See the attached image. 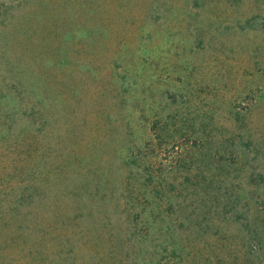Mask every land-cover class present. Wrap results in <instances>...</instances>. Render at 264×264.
I'll return each instance as SVG.
<instances>
[{
	"label": "rangeland",
	"instance_id": "1",
	"mask_svg": "<svg viewBox=\"0 0 264 264\" xmlns=\"http://www.w3.org/2000/svg\"><path fill=\"white\" fill-rule=\"evenodd\" d=\"M0 264H264V0H0Z\"/></svg>",
	"mask_w": 264,
	"mask_h": 264
}]
</instances>
